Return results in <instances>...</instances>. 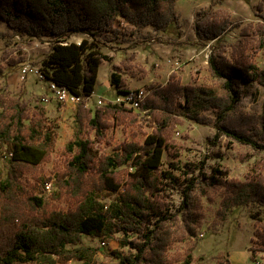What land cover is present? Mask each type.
Returning <instances> with one entry per match:
<instances>
[{
  "label": "trees",
  "instance_id": "16d2710c",
  "mask_svg": "<svg viewBox=\"0 0 264 264\" xmlns=\"http://www.w3.org/2000/svg\"><path fill=\"white\" fill-rule=\"evenodd\" d=\"M176 1L0 0V23L21 35L56 40L43 59L42 73L49 82L67 87L84 100L96 90L101 63L112 61L97 47L96 37L118 34V19L134 33L147 26L165 31L179 20ZM233 24L226 8L201 9L194 20L198 38L215 41L209 63L213 76L223 81L222 93L185 83L178 72H172L166 83L146 86L138 112L123 103L111 101L92 107L83 101L76 115L77 131L66 146L64 165L55 166L54 176H39L35 183L29 184L23 177L51 159L56 133L48 127L43 104L31 107L17 99L10 101L0 90V161L6 168L0 169V264L180 263L170 255L176 242L170 223L177 215L169 212L164 201L169 191L182 185L179 176L163 168L167 153L172 158L171 168L180 169L181 148L168 135L175 116L206 123L204 113L217 112L220 132L264 151V109L245 116L248 121L238 109L245 83L264 86V68L254 58L264 50V19L242 29L228 57L223 37ZM74 34L91 35L92 40L63 42ZM121 64L128 66L127 59ZM111 82L120 95L131 90L122 87L124 81L116 72ZM150 115L158 125L140 139V121ZM112 126L130 128L131 137L114 146L112 153L99 152L95 144L109 142L107 131ZM205 163L203 160L194 167L187 163L183 170L184 175L199 171L197 177L183 183L181 210L183 214L189 211L184 216L187 233L194 234L201 225L197 218L204 210L196 195L221 197L217 216L222 223L237 207L256 204L264 209L263 173L240 180L230 178L220 167L206 174ZM53 179L57 190L50 197L46 188ZM254 218L252 261L264 252V218ZM84 236L115 240L130 251L113 250L117 261L100 263L96 258L99 248L83 245ZM194 249L195 245L189 248L181 264H193ZM226 263L228 258L221 257L217 264Z\"/></svg>",
  "mask_w": 264,
  "mask_h": 264
},
{
  "label": "rangeland",
  "instance_id": "374dc122",
  "mask_svg": "<svg viewBox=\"0 0 264 264\" xmlns=\"http://www.w3.org/2000/svg\"><path fill=\"white\" fill-rule=\"evenodd\" d=\"M210 7L226 8L232 15L233 27L223 37V43L229 47L225 53L228 57H231L232 45L241 37L242 29L249 23L258 24L264 19V0H177L179 20L167 30L159 32L147 26L134 33L131 32L130 25L118 19L115 25L118 34L107 32L97 36L95 40L100 51L112 57L111 62H102L96 87L98 92L74 104L59 102L50 89L49 80L42 73L43 59L50 53L52 45L57 43L56 40L51 37L34 38L21 35L5 22H1L0 90H3L10 101L17 99L31 107L43 104L47 110L48 127L56 133L51 159L26 173L24 181L31 184L39 176H54L55 166L64 165L66 146L77 131L76 115L79 105L85 101L86 106H103L116 101L120 96L119 88L111 82L113 72L124 81L122 87L131 90H145L149 84L166 83L172 72H178L185 83L222 93L223 81L213 76L209 63L215 41L199 39L194 30L197 12ZM83 38L92 40L91 35L74 34L66 37L63 42L80 41ZM254 58L264 68V50L256 53ZM125 59L128 66L121 64ZM114 65L121 68L116 69ZM243 89L244 95L238 109L245 113L243 119L248 121L245 116L260 114L264 109V86L252 82L245 83ZM100 99L102 104H99ZM134 110L138 112L140 108ZM204 117L206 123H198L177 115L168 132L170 139L181 148L180 169L171 168L172 158L167 153L163 157V168L171 169L182 182L178 189H172L164 198L169 212L177 215L173 223H170L176 237L170 255L178 257L181 264L189 248L195 245L193 264H217L221 257L228 258V264H264V252L257 254L256 261L250 259V248L252 245L256 246L253 242L256 229L254 216L264 218V209L256 204L235 208L227 221L222 223L217 216L221 197L216 194L204 197L196 195L204 210L202 216L197 218L201 225L195 229L194 234L185 231L187 227L184 216L189 215V211L183 214L181 210L184 199L183 183L190 177H197L199 172L196 170L190 175H184L183 170L187 163L194 167L204 160L206 163L203 172L206 174H210L214 167H220L229 172L230 178L240 180H246L257 173L264 174V151L241 144L220 132L217 112L207 111ZM140 124V139H143L144 133L153 132L158 125L153 115L141 119ZM92 136H95L94 132ZM130 137V128L112 126L107 131L106 140L109 142L97 141L95 147L99 152L112 153L114 146ZM4 164L1 160L0 169L6 170ZM48 183L51 187L46 188V195L52 197L57 186L54 179ZM2 201L0 196V206ZM83 245L99 248L96 258L100 263L116 262L113 250L123 254L130 251L118 241L105 240L103 243V239H93L90 236H84Z\"/></svg>",
  "mask_w": 264,
  "mask_h": 264
},
{
  "label": "built area",
  "instance_id": "2783aa9c",
  "mask_svg": "<svg viewBox=\"0 0 264 264\" xmlns=\"http://www.w3.org/2000/svg\"><path fill=\"white\" fill-rule=\"evenodd\" d=\"M80 41H77V42L80 43ZM39 72L41 74L40 69H39ZM50 89L54 97L61 103L74 104L82 100L80 96L71 92V90L68 89L67 87H63L52 81H50ZM144 95H145L144 89H139L138 91L130 90V92H128L127 94H122L118 96V98L114 102L123 103L126 106H130L133 109L137 110L140 108V100L144 97ZM102 103L103 101L102 99H100L99 104H102ZM50 187H51V184L48 183L47 188L50 189ZM103 243H105V241H103ZM257 264H259V262Z\"/></svg>",
  "mask_w": 264,
  "mask_h": 264
},
{
  "label": "crops",
  "instance_id": "0c3cea01",
  "mask_svg": "<svg viewBox=\"0 0 264 264\" xmlns=\"http://www.w3.org/2000/svg\"><path fill=\"white\" fill-rule=\"evenodd\" d=\"M101 65H102V63H101ZM100 68H101V66H100ZM99 74H100V70H99ZM98 89H99V88H98ZM95 92H98V90H97V91L95 90ZM95 92H94V93H95ZM93 95H94V94H93ZM99 98H100V97H99Z\"/></svg>",
  "mask_w": 264,
  "mask_h": 264
}]
</instances>
